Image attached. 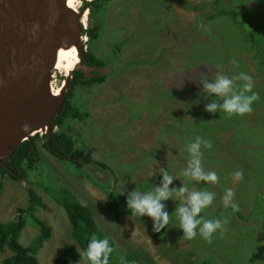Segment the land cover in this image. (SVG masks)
<instances>
[{"label": "rangeland", "instance_id": "374dc122", "mask_svg": "<svg viewBox=\"0 0 264 264\" xmlns=\"http://www.w3.org/2000/svg\"><path fill=\"white\" fill-rule=\"evenodd\" d=\"M72 2L79 10L82 0ZM251 3L245 2L252 8L245 24L240 16L216 15L213 0L106 4L104 31L91 48L105 66L81 65L77 54L67 69L64 65L52 71L50 82L52 91H60L66 73L76 68L88 77L107 76L102 83L76 86L72 100L80 117L54 128L69 134L76 148L90 151V162L101 169L90 162L71 164L38 139L39 176L28 171L27 179L13 180L0 172V221L16 220L18 209L29 204L28 189L42 200L43 207H35L34 214L50 226L51 234L37 252L39 264H51L63 245L72 242L61 190L89 207L98 227L120 251L142 252L156 264H264V0L256 8ZM231 4L243 7L240 0ZM80 19L87 27L92 21L89 10ZM251 29L256 31L253 35ZM87 40L83 36L84 44ZM218 70L229 78L239 72L252 77L258 99L251 112L228 116L204 111L209 100L203 99L200 81L214 78ZM197 99L200 102L194 103ZM196 136L212 143L211 149L202 148L201 163L206 171L217 173L216 184L196 183L181 174L187 162L184 145ZM161 168L176 178L170 188L183 184L189 190L216 193L200 215L227 223L210 242L182 236L172 213L175 201L163 202L172 213L164 242L150 234V218L125 212L113 218L104 206L110 192L127 195L134 188L146 191L158 185ZM235 170L243 176L233 182ZM226 188L235 194V211L222 205ZM37 234L28 222L19 240L27 244ZM6 255L0 253V264Z\"/></svg>", "mask_w": 264, "mask_h": 264}, {"label": "trees", "instance_id": "16d2710c", "mask_svg": "<svg viewBox=\"0 0 264 264\" xmlns=\"http://www.w3.org/2000/svg\"><path fill=\"white\" fill-rule=\"evenodd\" d=\"M111 0H82V4L79 9V13H83L85 10H89V18L92 20L87 27H82V36L87 37V42L84 44L90 49L87 51L84 49V57L80 59L81 65L88 67H95L102 69L105 66V62L98 58L91 50L95 41H99L104 31L105 19L104 12L106 4ZM252 2L251 4L257 6L259 0H246ZM245 0H240L243 7L237 9L233 7L232 0H213L215 7H218V11L214 12L216 15H229L237 18L240 16V22L245 24V18L248 16V9H252L245 5ZM230 3V4H229ZM264 8V7H263ZM254 11V10H253ZM228 16V17H229ZM212 17V16H211ZM239 21V20H238ZM250 35H253L255 30L251 29ZM252 40H255L253 36H250ZM256 42V40H255ZM121 44L115 46L116 50H119ZM191 71V70H188ZM189 74V72H186ZM71 80L68 87L64 92V102L62 109L57 112L52 118V125L54 128L61 127L66 119L78 118L80 115L77 113L72 97L74 96V88L78 85L91 86L96 83H102L106 79V75L90 76L84 74V72L76 68L71 71ZM254 106V102L252 107ZM38 139L43 140V145L53 155L64 159L65 161L82 166L87 164L91 160V152L85 151L82 148H76L73 145V139L69 134L64 131L51 132L50 142L47 144V136L45 134L36 133L28 140L23 141L11 155L5 157L4 162L7 164V168L0 165V172L2 175H8L13 180L27 179L28 171L35 177L39 176L38 161L40 159L36 141ZM253 142V141H251ZM69 156V157H68ZM91 163V162H90ZM88 163V164H90ZM95 164V163H91ZM95 164L101 169V165ZM103 165V164H102ZM106 169V166H102ZM60 204L65 210L68 223L70 224V234L72 242H66L62 250L59 251V255L55 257L51 264H82V260L79 259L78 253H80L87 245L88 240L94 235L97 238H107L113 251L109 255L108 264H156L153 259L142 252L133 253L132 251H120L115 246L109 237L98 227L95 222L89 207L82 204L74 198L73 195L65 190H61ZM127 195H119L114 192H110L107 195L106 206L112 213L113 218H118L122 215V212L130 214V211L125 208V197ZM28 202L26 208H19L17 218L14 221L2 222L0 221V253L7 252V255L2 260V264H39L37 258V252L44 241L50 238L51 228L49 225L38 218L35 214V207H43L41 198L36 195L32 189H28ZM32 223L38 229V234L34 236V239L27 244L20 242L19 238L26 223ZM152 228V227H151ZM151 228L149 232L151 235L160 237V241L164 242L165 229L160 232H152Z\"/></svg>", "mask_w": 264, "mask_h": 264}, {"label": "water", "instance_id": "95a60500", "mask_svg": "<svg viewBox=\"0 0 264 264\" xmlns=\"http://www.w3.org/2000/svg\"><path fill=\"white\" fill-rule=\"evenodd\" d=\"M80 9V8H79ZM83 23L67 0H0V165L36 133L50 142L52 118L64 92L50 85L57 49L75 47L84 57ZM69 157V156H68Z\"/></svg>", "mask_w": 264, "mask_h": 264}, {"label": "clouds", "instance_id": "9594fccd", "mask_svg": "<svg viewBox=\"0 0 264 264\" xmlns=\"http://www.w3.org/2000/svg\"><path fill=\"white\" fill-rule=\"evenodd\" d=\"M241 83L237 84L236 82ZM204 98L209 102L204 105V111L213 114L222 111L228 116L243 115L252 111V104L258 99L252 91L254 84L252 77L245 72L229 78L222 71L217 72L212 79L200 81ZM199 99L194 103H199ZM189 107V105H188ZM202 148L211 149L212 143L209 140L196 136L191 142L184 145L187 153L186 167L181 174L190 181L196 183L216 184L218 176L215 171H206L202 167ZM153 173L150 175L151 178ZM160 183L153 185L150 190L140 191L135 188L127 193L125 197V208L130 214L138 218L147 217L152 221V232H160L169 224L170 215L174 213L177 227L185 239L191 240L197 236L210 242L214 233L223 231L227 220L218 218L205 219L201 214L202 210L208 208L213 201L215 192L207 190H189L187 185L170 188L169 185L176 179L169 174L166 168L159 169ZM242 172L235 170L231 173L233 182L242 179ZM123 195V191L119 194ZM234 192L231 188L223 191L221 202L224 208L236 210ZM175 201L176 206L172 213L165 210L164 201ZM113 249L107 238L92 236L86 247L78 253L82 264H108L109 255Z\"/></svg>", "mask_w": 264, "mask_h": 264}, {"label": "bare ground", "instance_id": "6f19581e", "mask_svg": "<svg viewBox=\"0 0 264 264\" xmlns=\"http://www.w3.org/2000/svg\"><path fill=\"white\" fill-rule=\"evenodd\" d=\"M73 1V0H72ZM71 0H67L68 6L71 8H74L73 2ZM65 45V44H64ZM64 45L60 46L57 51H56V57H55V67L54 69H60L64 65L67 69V67L70 66L72 60L77 56V51L75 47H70V48H62ZM64 87V83L61 86V89ZM60 89V91H61ZM58 90V89H57ZM56 92L52 91L53 93L58 94L60 91L58 90Z\"/></svg>", "mask_w": 264, "mask_h": 264}]
</instances>
